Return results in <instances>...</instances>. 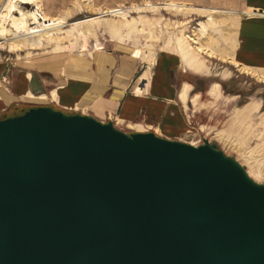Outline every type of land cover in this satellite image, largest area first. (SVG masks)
<instances>
[{"label": "water", "instance_id": "water-1", "mask_svg": "<svg viewBox=\"0 0 264 264\" xmlns=\"http://www.w3.org/2000/svg\"><path fill=\"white\" fill-rule=\"evenodd\" d=\"M0 264H264V184L209 140L31 107L0 119Z\"/></svg>", "mask_w": 264, "mask_h": 264}, {"label": "crops", "instance_id": "crops-1", "mask_svg": "<svg viewBox=\"0 0 264 264\" xmlns=\"http://www.w3.org/2000/svg\"><path fill=\"white\" fill-rule=\"evenodd\" d=\"M5 1L0 0V12ZM17 1L19 7L33 2L39 6V0ZM169 1L185 4L203 16L205 11L237 16L238 21L233 20L237 28L231 48L217 56L223 58L221 53H226L230 63L249 75L264 73V0ZM45 11L54 15L53 9ZM65 12L69 17L74 10L69 7ZM143 47L142 51L114 45L109 50L95 39L91 46L82 49H52L0 59V114L37 99L40 106L77 111L103 123L110 121L135 129L128 132H151L139 128L155 125L152 131L166 140L171 139L162 133L179 136L191 129L187 136L198 135L202 140L211 136L225 151L233 147L225 133L230 125L237 129L262 112L261 99L250 97L239 105L240 95L225 93L220 81L209 80L210 74L190 52L181 49L180 57L173 51L160 50L152 55L147 51L150 49ZM186 75L207 78L205 88L196 90Z\"/></svg>", "mask_w": 264, "mask_h": 264}, {"label": "rangeland", "instance_id": "rangeland-1", "mask_svg": "<svg viewBox=\"0 0 264 264\" xmlns=\"http://www.w3.org/2000/svg\"><path fill=\"white\" fill-rule=\"evenodd\" d=\"M18 2L17 0H6V5L0 12V59L10 60L17 55L39 53V51L52 49L61 51L72 47L82 49L91 46L95 39L103 43L104 47L109 50L114 45L117 48L118 45H122L143 51L142 47L144 46L145 50L146 48L150 49L147 51L152 55L160 50L162 52L168 50L181 57L182 49V52H190L191 56L202 63L205 73L210 74L209 80L217 79L221 82L225 93H238L240 95L239 105L247 103L250 97L261 99L262 112L245 120L244 123L237 126V129L233 126L231 128L230 125L225 132L233 145L232 149L224 151L217 142L215 143L225 154L232 156L245 166L248 175L253 180L264 184V73L249 75L230 63L225 57L226 53H221L223 58L217 56L222 50L226 52L230 50L237 28L233 20L236 18L238 21L237 16L226 12L206 11L203 16L201 12L192 11L185 4L169 0H70V4L66 0H39L38 8L42 14L47 19L59 22L62 26L44 31L30 42L19 43L13 40V28L8 24V20L11 14L15 18H19L20 14L18 11L11 13L9 10L11 6L21 8L23 11L33 8L32 3H22L19 7L15 4H19ZM166 4H174L178 7L169 8ZM69 7L70 11L74 10V13L68 17L65 10ZM46 9H53L54 15L47 14ZM113 10H118L119 15L112 12ZM202 24L205 25V28H202ZM31 27H35V25H30ZM46 29H52V27L43 28V30ZM182 64L184 63L182 62ZM186 76L196 90L205 88L204 82L208 80L207 78L199 79L198 76ZM38 104L40 106L39 101L35 99L32 104L20 106L29 109ZM8 112H3L0 117ZM179 118L182 123L183 115L181 113ZM114 126L123 132L135 130L121 124ZM149 126V129L147 126H143L139 130H150L158 135L152 131V127L155 125ZM185 128L191 127L185 126ZM190 130H185L184 134L179 136H167L164 133L162 135L180 142L196 143L198 141V145L202 144L204 140L213 142L211 136L204 140L198 135L187 136L186 132ZM229 152H233V155H230Z\"/></svg>", "mask_w": 264, "mask_h": 264}, {"label": "bare ground", "instance_id": "bare-ground-1", "mask_svg": "<svg viewBox=\"0 0 264 264\" xmlns=\"http://www.w3.org/2000/svg\"><path fill=\"white\" fill-rule=\"evenodd\" d=\"M149 6H151V5H149ZM166 6H168L169 8L170 7H173V8L178 7L177 5H174V4H170V5L166 4ZM12 7L13 6H11V9L9 10V12L12 13L13 11H18V13L20 14L19 18H15V16L13 14H11L10 18L8 20V24L11 25V27L13 28V32H14L13 40H15L16 42L17 41L19 43L30 42V41H32V39H34L36 36L43 33L44 31L57 29V28L62 26L59 24V22H57L55 20L47 19L42 14L40 9L38 8V5H35L34 2L32 4L33 9L29 10V11H23L21 8H15V7L12 8ZM112 12H115L116 14L118 13L117 15H119V13H120L118 10H113ZM115 13H113V14H115ZM6 17L7 16L5 15V18ZM29 21H31V23H29ZM30 25H35V27L30 28ZM48 27H52V29L43 30V28H48ZM73 30H75V29H73ZM13 40H12V42H13ZM19 46H20V44L18 45V47Z\"/></svg>", "mask_w": 264, "mask_h": 264}, {"label": "trees", "instance_id": "trees-1", "mask_svg": "<svg viewBox=\"0 0 264 264\" xmlns=\"http://www.w3.org/2000/svg\"><path fill=\"white\" fill-rule=\"evenodd\" d=\"M26 110H28V108H22L21 106L13 107L12 109H10V111L8 112V114L3 115L2 117H0V119H4V118H7V117H12V116L20 115V114H22Z\"/></svg>", "mask_w": 264, "mask_h": 264}]
</instances>
